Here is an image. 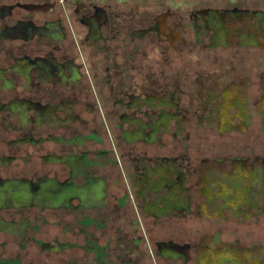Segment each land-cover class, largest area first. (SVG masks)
<instances>
[{"label":"flooded vegetation","instance_id":"af4514ba","mask_svg":"<svg viewBox=\"0 0 264 264\" xmlns=\"http://www.w3.org/2000/svg\"><path fill=\"white\" fill-rule=\"evenodd\" d=\"M0 264H264V0H0Z\"/></svg>","mask_w":264,"mask_h":264}]
</instances>
